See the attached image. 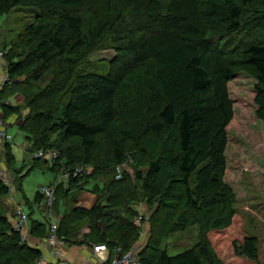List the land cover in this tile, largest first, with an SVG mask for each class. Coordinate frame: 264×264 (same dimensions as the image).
Instances as JSON below:
<instances>
[{"label":"trees","instance_id":"16d2710c","mask_svg":"<svg viewBox=\"0 0 264 264\" xmlns=\"http://www.w3.org/2000/svg\"><path fill=\"white\" fill-rule=\"evenodd\" d=\"M95 2L0 0V17L18 7L37 12L15 44L26 47L25 56L1 48L11 83L0 92V111L4 120L20 121L30 155L58 152L32 160L69 173L47 185L55 190L58 240L105 245L112 254L129 250L148 225L139 264H263L257 238L243 233L225 172L237 75L252 80L254 116L264 123V0H104L92 15L100 22L88 24L81 14ZM93 50L113 53L101 60L104 74L89 69ZM16 90L23 102L11 105ZM1 147L11 170L10 145ZM129 157L115 180V166ZM13 170L15 184L22 176ZM21 183L10 184L13 191L22 192ZM87 186L96 202L78 208L73 192ZM9 187L0 179V197ZM59 193L69 205L63 212ZM34 201L43 202L40 193ZM136 206L145 207L146 218ZM49 222H31L28 237L45 240ZM190 227L197 228L194 245L169 256L162 243ZM41 255L0 210V264H32Z\"/></svg>","mask_w":264,"mask_h":264},{"label":"rangeland","instance_id":"374dc122","mask_svg":"<svg viewBox=\"0 0 264 264\" xmlns=\"http://www.w3.org/2000/svg\"><path fill=\"white\" fill-rule=\"evenodd\" d=\"M103 3L104 0H98V2L91 4V6H86L84 12L82 14L80 13L82 17L84 16L86 18L85 21H87L88 24L100 22L99 19H94L92 15H94V11L97 12L101 10L98 7L102 6ZM36 15L37 12L32 7H18L14 8L7 16L0 17V49L11 46L18 52L20 58L24 57L27 53L26 47H24V45L15 46V44L19 41L23 30L34 22ZM112 54L110 50L91 51L87 57L88 61L91 62L89 69H97L104 74L108 67L102 65L106 63H101V60H109L113 56ZM2 70H5V72L8 70V60L5 56L0 61V76L2 75ZM252 85L253 82L250 78L243 74H239L235 78L234 86L230 89V95L234 101V117L227 128V169L225 172V182L236 195V202L233 207L234 211L243 222V233L246 236L257 238L260 258L264 264V123L257 120L254 116L255 108L252 104L251 97ZM5 90L7 91V88H5ZM16 91L15 95H17L7 100L15 99L17 100V102H15L16 104H21L23 102V97L18 90ZM17 121L10 122L8 120L10 126L6 132L8 135L6 141L10 145V152L14 157V163L11 170L9 167L6 168L4 164V149L1 147L0 179L2 181L4 178L7 182H10L14 189L15 187H20V182L22 181V193L19 194L12 191V193L9 192L6 197H0V210L2 211L5 209L8 218L11 221L15 220L16 201L12 198V196H14L17 200L22 199V202L20 201V206L26 216L32 211V217L41 220V213L35 208L30 210L27 205L25 206V204H23V200L26 199L29 202H33L38 187L59 183L61 175H56V173L53 175V173L48 172L47 168L51 165L49 162L45 163L44 159L37 161L32 160L34 157L25 149L27 141L24 133L15 124ZM129 147L131 148L132 146ZM130 164H132V160L129 157L125 163L120 165L123 166L124 171V168H127ZM42 168H44L43 171H41ZM86 168V172L90 173L91 168ZM13 169L18 170L17 174L22 176V179L17 178L18 181H15V184L13 183ZM1 172H4V175ZM87 189H90V187L87 186L73 193L75 196H80L83 192H88ZM61 196L62 194L59 193L56 199L59 211L63 212L69 205L63 204ZM135 208L139 210L141 207L136 206ZM41 210L42 209H40V211ZM140 210L142 216L144 215L146 218L148 214L145 212V207ZM44 212L47 213V209H45ZM147 228L148 225L144 226L145 231L143 230L144 233L142 232L137 242L139 247L145 246L149 241ZM27 236L24 242L31 245L32 240L31 238L28 239ZM196 238L197 228L190 227L183 232L174 233L164 241V244L162 243V246L165 247L167 254L172 257L192 247L196 242ZM33 241L37 243L38 240ZM39 241L41 242L44 240Z\"/></svg>","mask_w":264,"mask_h":264},{"label":"built area","instance_id":"2783aa9c","mask_svg":"<svg viewBox=\"0 0 264 264\" xmlns=\"http://www.w3.org/2000/svg\"><path fill=\"white\" fill-rule=\"evenodd\" d=\"M5 51L0 49V61L3 59L5 56ZM2 75L0 76V92L5 84H10L11 80L8 78L7 73L5 70H2ZM0 105H1V99H0ZM10 126L8 120H4L2 113L0 111V142L6 141L8 139L7 135V129ZM58 156L57 151H47V152H42L39 151L37 152L34 157L36 158H44L47 160H53ZM76 171L80 172V169H76ZM122 172H123V166L118 165L115 168V180H120L122 177ZM4 175V172H1ZM2 177V176H1ZM69 177V173L62 172L60 181L65 182ZM4 181L3 183L6 186L9 187V192L12 193L13 188L10 185V182H7L4 178L2 179ZM38 192L41 194L42 199H43V205L45 209H47V217L50 219L49 227H48V236L46 238V243L47 245L52 249V252L49 254L52 256L55 260L59 259V252L56 250L57 246L62 245L63 243L58 240L56 236V230H57V223L56 222H51L52 215H51V208L52 204L54 202V195H55V190L52 187L48 186H41L38 189ZM13 198V196H12ZM15 221H14V229L18 231L21 235V241L24 242L26 241V228H27V216L23 212V209L20 205H16L15 209ZM137 223H139V220H137ZM93 256L99 260L101 264H139V259H138V253L140 250L139 245L136 243L131 246V248L127 251H123L120 247H117L113 251V255L111 256L110 251L105 245H93L91 247ZM32 264H54L53 262L49 261L48 255L42 253V255L35 260ZM56 264V263H55Z\"/></svg>","mask_w":264,"mask_h":264},{"label":"crops","instance_id":"0c3cea01","mask_svg":"<svg viewBox=\"0 0 264 264\" xmlns=\"http://www.w3.org/2000/svg\"><path fill=\"white\" fill-rule=\"evenodd\" d=\"M14 100L10 99L7 103H10L11 105H16L15 102H17V100H15V101ZM9 121L10 122L17 121V119H16V117H13L12 119H9ZM19 122L20 121H17V123H15V124L18 126ZM27 144H26V146H27ZM26 146H25V148H26ZM43 169L44 168H42L41 171H43ZM42 186H44V185H42ZM40 187L37 188L36 193H39L38 189ZM89 187L91 189V186H89ZM13 192L15 193L16 191H13ZM14 193H13V195H14ZM16 193L21 194L22 192L17 191ZM36 193H35V195H36ZM35 195H34V199H35ZM96 198L97 197L90 190H88V192H83L82 194H80V196L77 197L76 207L86 208V209L92 208L96 202ZM13 199L16 201L17 206L21 205L20 201L22 202V199L17 200L14 196H13ZM34 199H33V202H29L28 200L24 199L23 204H25V202H27V206L29 207L30 210H32V208L37 209L41 213L42 219L39 220V219H35L34 217H32V211L29 215H27V228H26L27 235L29 232V227L31 225V222L35 221V222H39V223H44V222L47 223V221L49 219L47 217V214L44 212L45 207H44V205L42 206L43 203L41 202L40 204H38V202L36 203L34 201ZM25 206H26V204H25ZM40 209H42V210L40 211ZM14 221L15 220H13L12 223ZM49 221H50V219H49ZM51 222H57V221L54 217H52ZM85 232H86L85 228H83L80 231V234L77 237L79 239V241L82 240V236L84 235ZM28 236H27V238L29 239ZM31 240H32L31 246L34 245L33 247H35V246L38 247V249H40L42 251V253L48 255L49 261L53 262L54 264L55 263L56 264H101L99 262V260H97L93 256L92 249H91L92 246L87 247L85 245H67L66 243L64 245L62 244V245L56 247V250L59 252V259L55 260L52 256L49 255L52 252V249L47 245L46 240L41 241V242L38 240L37 243H34L35 241H33V240H35V239L32 238ZM112 255H113V253L111 254L110 257H112Z\"/></svg>","mask_w":264,"mask_h":264}]
</instances>
